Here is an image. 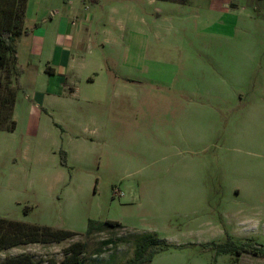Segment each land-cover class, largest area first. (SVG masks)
<instances>
[{"label":"rangeland","instance_id":"1","mask_svg":"<svg viewBox=\"0 0 264 264\" xmlns=\"http://www.w3.org/2000/svg\"><path fill=\"white\" fill-rule=\"evenodd\" d=\"M116 2L123 38L106 53L117 76H76L75 93L55 96L24 62L26 73L11 74L19 89L15 128L0 130V218L76 235L2 250L0 262L63 264L70 245L87 242L86 264H127L152 234L168 247L149 264H240L221 250L241 215L264 249V151L254 146L264 115L239 123L248 91L264 84V0ZM131 33L143 46L130 48ZM131 49L143 69L123 66ZM90 220L122 227L88 236Z\"/></svg>","mask_w":264,"mask_h":264},{"label":"crops","instance_id":"2","mask_svg":"<svg viewBox=\"0 0 264 264\" xmlns=\"http://www.w3.org/2000/svg\"><path fill=\"white\" fill-rule=\"evenodd\" d=\"M116 1L28 0L24 21L27 32L20 36L21 44L18 41L16 44L21 73L23 71L26 73L21 66L24 62L29 74L47 77V86L50 87L48 93H53L55 96L65 95L67 90L75 93L77 82L73 77L76 76L84 77L90 84L96 83L102 76H117L118 68L115 66L110 68L112 65L106 53L108 45L117 49L116 46H120L119 40L123 38L124 23L120 16V4ZM226 5L228 4L219 3L222 9H228ZM219 6L217 5V8ZM143 42L138 34L131 33L130 48L143 46L140 44ZM261 42L264 44V40ZM132 49L126 56L127 63L123 66L137 70L143 69L141 64H138L140 55ZM255 56H261V53ZM257 67L261 69L260 72L264 78V58ZM247 94L248 100L242 106V118L239 123L246 126L254 123L261 125L262 115H264V84L260 87L255 86L254 90L248 91ZM36 95L42 101L43 95L39 91ZM173 108H176V105H173ZM248 111L252 112L250 118L247 117ZM247 137V133L240 136L242 144L245 145L244 140H248ZM258 137L254 146L264 151V137L261 133ZM234 151L248 152L245 149ZM241 218L243 220L239 224L240 232L234 235L227 233L234 240L250 239L252 235L257 234L254 231L256 227L247 226L251 220L244 219L246 215H241ZM234 257L240 264H248L247 262L254 260L260 262L258 259H261L250 254Z\"/></svg>","mask_w":264,"mask_h":264},{"label":"trees","instance_id":"3","mask_svg":"<svg viewBox=\"0 0 264 264\" xmlns=\"http://www.w3.org/2000/svg\"><path fill=\"white\" fill-rule=\"evenodd\" d=\"M28 0H0V69L7 71L5 78L0 77V130H13L15 128L14 109L17 102L19 84L13 86L12 73L15 79L21 76L18 66L16 41L25 31L24 21L26 17ZM105 227H122L119 222L89 221L87 235L90 236L97 230ZM76 234L71 231L53 229L36 225H28L0 218V251L15 246L42 243H60ZM228 243L221 252L225 254L234 253L238 256L250 254L264 259V249L259 244L248 239L241 244H236L230 236ZM143 243L136 248L135 257L127 264H149L157 253L167 249L168 245L163 243L156 235H145ZM87 242H76L66 249L63 264H86L81 258L88 253ZM55 262V261H53ZM0 264H42L35 260L32 255H21L7 258ZM56 264V263H53Z\"/></svg>","mask_w":264,"mask_h":264}]
</instances>
